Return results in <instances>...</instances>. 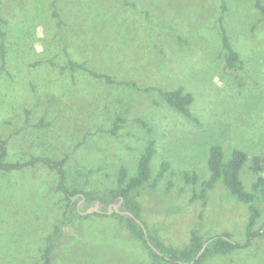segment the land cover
Wrapping results in <instances>:
<instances>
[{
  "label": "rangeland",
  "instance_id": "obj_1",
  "mask_svg": "<svg viewBox=\"0 0 264 264\" xmlns=\"http://www.w3.org/2000/svg\"><path fill=\"white\" fill-rule=\"evenodd\" d=\"M223 30L242 68H227ZM0 31L5 162L65 158L70 188L101 192L116 185L121 166L134 177L154 140L151 178L136 194L148 228L178 247L192 229L204 240L222 233L246 240L247 204L221 179L201 192L216 145L224 162L236 150L247 153L246 190L258 177L251 166L264 154V16L256 0H0ZM180 87L192 103L159 91ZM59 180L41 161L0 169V264H42L65 209ZM256 205L258 229L264 199ZM202 261L264 264V237L230 255L212 249ZM53 264H152V256L116 217L91 214L63 229Z\"/></svg>",
  "mask_w": 264,
  "mask_h": 264
},
{
  "label": "trees",
  "instance_id": "obj_2",
  "mask_svg": "<svg viewBox=\"0 0 264 264\" xmlns=\"http://www.w3.org/2000/svg\"><path fill=\"white\" fill-rule=\"evenodd\" d=\"M256 8L261 15L264 16V4L262 0H256ZM53 13L59 18V14L56 10H54ZM58 22L60 24L61 20H58ZM4 36V33L0 31V47L3 59H5L6 56ZM223 46L226 51L227 68H242L243 60H241L239 53L231 47L225 30H223ZM85 69L87 68L85 67ZM94 73L95 72H93V74ZM102 76L108 81L112 80L109 75H101V77ZM159 91L161 96L165 99H176L182 102L183 105L185 103H192L193 101V95L190 92H185L182 87L170 91ZM155 151L156 142L151 140L141 155L137 169L138 172L134 177H129L127 168L121 166L114 187L105 189L101 192H93L70 188L68 186L65 158L57 161L47 157L34 156L25 162H5V157L8 154L7 142L0 138L1 170L24 168L35 164L37 161H41L56 169L59 174L60 180L58 182L57 190L64 193L66 204L60 222L55 226L52 234L47 238V244L42 254V264H53L55 250L57 244L62 238L63 229L69 226L75 219L86 218L91 214L100 216L112 215L116 217L121 225L129 229L136 239L142 241L144 246L149 249L150 255L152 256V264H156V262L160 260H165L174 264H200V262L202 264V260L212 251V249L221 255H230L237 249L250 247L256 237H264V223L258 229L256 228L257 221L261 217V211L256 205V200L260 199V197L264 199V176L262 175L264 154L262 156H255L252 159L253 164L251 167L257 173L258 177L252 184V190L248 191L245 189L240 178V171L248 159L247 153L242 150H236L233 152L230 160L224 162L222 148L216 145L211 148L208 162L211 176L209 179L203 180L205 187L202 189L201 196L204 197L206 191L212 188L217 180L221 179L232 195H234L239 201L247 204L250 216L247 222L246 240L244 242H236L232 239L229 233L214 235L204 240L198 230L192 229L190 232V240L184 247L165 244V242L159 239V237L155 235V232L150 230L147 224L142 220L140 212L141 204L136 197V194L141 192L146 183L150 181V161ZM167 165V162H164L162 169H166ZM162 175L161 171L159 175L152 180L153 184L148 187H153ZM194 177V174H187V182L190 183L195 181L196 178ZM194 196H196V194ZM89 206H94L96 209L91 210L88 214H84L83 212ZM110 206L111 213H108ZM219 240H221L222 243L218 245L217 242ZM206 243H208L207 246L202 255L200 254L201 256L198 258V254L203 250Z\"/></svg>",
  "mask_w": 264,
  "mask_h": 264
},
{
  "label": "water",
  "instance_id": "obj_3",
  "mask_svg": "<svg viewBox=\"0 0 264 264\" xmlns=\"http://www.w3.org/2000/svg\"><path fill=\"white\" fill-rule=\"evenodd\" d=\"M94 210L96 209V208H93ZM108 213H111V206L109 207V209H108ZM204 248H205V246H204ZM204 248H203V250H204ZM203 250L198 254V258L200 257V254L203 252Z\"/></svg>",
  "mask_w": 264,
  "mask_h": 264
},
{
  "label": "bare ground",
  "instance_id": "obj_4",
  "mask_svg": "<svg viewBox=\"0 0 264 264\" xmlns=\"http://www.w3.org/2000/svg\"><path fill=\"white\" fill-rule=\"evenodd\" d=\"M91 210H88L87 212L89 213Z\"/></svg>",
  "mask_w": 264,
  "mask_h": 264
}]
</instances>
